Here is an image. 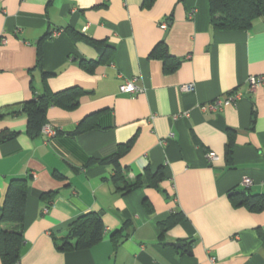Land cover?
<instances>
[{
    "label": "crops",
    "instance_id": "1",
    "mask_svg": "<svg viewBox=\"0 0 264 264\" xmlns=\"http://www.w3.org/2000/svg\"><path fill=\"white\" fill-rule=\"evenodd\" d=\"M158 44L174 71L151 57ZM263 76L264 18L215 29L208 0H0V135H12L0 142V207L11 180L28 184L17 264H264V207L241 203L264 199V91L247 82ZM129 80L137 95L119 92ZM31 83L38 94L87 92L74 109L47 110L56 130L47 141L27 133ZM131 139L118 165L139 187L122 194L110 158ZM89 213L101 217L102 239L59 251Z\"/></svg>",
    "mask_w": 264,
    "mask_h": 264
},
{
    "label": "trees",
    "instance_id": "2",
    "mask_svg": "<svg viewBox=\"0 0 264 264\" xmlns=\"http://www.w3.org/2000/svg\"><path fill=\"white\" fill-rule=\"evenodd\" d=\"M154 0H144V4L151 5ZM211 25L219 30H242L245 31L252 26L257 18H264V0H208ZM51 33L46 34L45 38L39 41L42 43L44 39H49ZM151 57L162 59L165 64V71L172 72L177 67V62L170 58L167 54L165 45L158 44L151 52ZM39 59L37 65L41 63V51L38 48ZM169 61V63H168ZM90 64V63H89ZM83 68L86 63L83 64ZM90 72L91 69L86 67ZM46 73H43V81L46 79ZM45 85V84H44ZM32 97L23 103L22 113L27 117V133L31 137L40 135L41 128L46 124V112L50 107H60L71 110L77 107L79 99L87 94L80 88H70L60 92H51L48 88H44L40 94L35 92L31 83ZM82 121L75 129L73 134H81L85 132ZM12 135H0V142H4L11 138ZM132 139L121 146L119 151L110 158V163L114 167L113 184L122 194L129 193L134 188L139 187L140 178L137 177L134 183L125 181L122 175L118 159L132 145ZM227 162L231 161L230 145L226 148L225 154ZM161 174L157 176L147 177L150 186H156L157 181L161 178ZM124 184V186H122ZM121 185V186H120ZM28 184L25 179H13L6 188L3 203L0 207V259L2 264H17L20 259L22 232L24 229V213L27 199ZM241 192L231 191L230 196H237ZM241 196V195H239ZM255 197L242 196L241 203L254 212H259L264 207V199ZM177 222L176 217H171L162 227H169ZM4 223L8 228L1 227ZM10 228V229H9ZM103 236V224L101 217L95 213L85 214L74 220L68 228L67 235L61 240V244L57 245V249L61 252L72 250H86L97 244ZM72 241L74 244H72Z\"/></svg>",
    "mask_w": 264,
    "mask_h": 264
},
{
    "label": "built area",
    "instance_id": "3",
    "mask_svg": "<svg viewBox=\"0 0 264 264\" xmlns=\"http://www.w3.org/2000/svg\"><path fill=\"white\" fill-rule=\"evenodd\" d=\"M163 27H165V25L163 24ZM59 34V32L53 31L51 33L52 38L56 37ZM1 42H4L3 40H1ZM248 85H249V89L250 90H255L258 87H262L263 91H264V76L263 77H250L248 79ZM185 91H189L191 90V86H187L184 88ZM141 91L140 87L136 84V80H129L123 83V85H121L119 87V92L121 94H127V95H137L139 92ZM238 99V96H234V97H229L227 98L225 101H220L219 99L216 100L213 103V107L211 108H219V107H228L230 106L234 100ZM40 135L44 138V140H48L51 139L53 137H55L56 135V130L54 128H52L50 125L46 124L41 128L40 131ZM207 157L209 159H213L214 156L213 154H208ZM245 188H249L251 185V181L245 179L243 181L242 184Z\"/></svg>",
    "mask_w": 264,
    "mask_h": 264
},
{
    "label": "water",
    "instance_id": "4",
    "mask_svg": "<svg viewBox=\"0 0 264 264\" xmlns=\"http://www.w3.org/2000/svg\"><path fill=\"white\" fill-rule=\"evenodd\" d=\"M183 244H177L176 247L179 249Z\"/></svg>",
    "mask_w": 264,
    "mask_h": 264
}]
</instances>
